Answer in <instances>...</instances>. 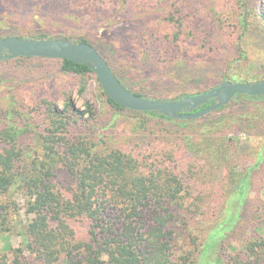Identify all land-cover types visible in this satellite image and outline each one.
I'll return each mask as SVG.
<instances>
[{
    "label": "trees",
    "instance_id": "1",
    "mask_svg": "<svg viewBox=\"0 0 264 264\" xmlns=\"http://www.w3.org/2000/svg\"><path fill=\"white\" fill-rule=\"evenodd\" d=\"M23 2L0 0V39L21 38L15 26L18 21L9 14L21 10ZM52 6L61 8L58 0H53ZM208 11L203 20L190 14L164 19L163 24L176 32L173 37L155 38L144 25L120 34L116 26L122 21L114 19L122 17L124 10H108L101 19L102 31H95L89 39L88 29L74 43L94 47L117 80L144 98L148 97L134 91L139 88V71L132 65L137 56L155 65L167 64L170 77L175 79L214 69L205 89L181 91L166 101L196 96L229 81L234 64L247 57L249 35L259 25L264 29V17L254 0H232L227 15L216 6ZM150 12L141 11V19ZM60 16L56 22L63 32L66 19L64 13ZM37 34L27 39H48L45 31ZM56 38L72 41L69 37ZM186 40L194 46H188ZM129 48L134 50L132 55ZM199 57L215 65L204 70L196 61ZM32 60L56 64L59 74L77 76L82 85L93 77L114 114H132L135 128L145 135L144 141L128 152L102 145L100 134L107 128L95 129L90 105L80 111L66 99L60 110L41 90L21 105L22 87H12L20 81L14 73L18 66L8 74L0 73V234H13L21 240L20 246L11 250V257L0 254V264H201L213 251L221 264H264V223L258 225L253 220L259 215L262 219L264 210H254L252 222L243 221L251 236L236 247L227 244L241 221L251 183L263 179L264 143L247 168L229 157L235 156L229 149L241 144L240 139L214 131L228 117L220 112L234 106L243 112L249 106L256 110L264 106V96L237 95L201 119L173 120L161 113L130 111L115 104L84 65L40 58H17L0 65ZM262 77L260 81L264 74ZM232 82L248 83L237 78ZM243 112L237 121L248 126L253 121L264 122V108L256 114L250 112L252 117ZM169 148L172 151L166 152ZM162 154L171 165L160 161ZM232 162L236 168H243L235 171L228 166ZM223 165L227 177L212 185V177L205 172ZM254 170H259L257 177L251 176ZM201 172L199 185L206 191L196 194ZM213 191L216 196L221 194L219 199L224 198L227 206L207 212L204 205L210 201L206 192ZM213 219L215 224L203 235L201 226Z\"/></svg>",
    "mask_w": 264,
    "mask_h": 264
},
{
    "label": "rangeland",
    "instance_id": "2",
    "mask_svg": "<svg viewBox=\"0 0 264 264\" xmlns=\"http://www.w3.org/2000/svg\"><path fill=\"white\" fill-rule=\"evenodd\" d=\"M22 9L15 10L9 15L12 19L18 21L16 23V28L20 31L21 38H29L31 36H37V33L45 31L49 38H66L69 37L73 42H78L79 37L88 33L90 31L89 39H93V34L100 32L99 29L102 16L106 17L108 10H118L123 9L124 15L119 16L114 19L117 21H122L121 24L117 25V29L120 34H125L128 30H138V26L144 25L148 28V32L156 37H171L172 33L176 32L170 26L166 25L164 19H176L179 15H197L199 20L206 18L208 15V9L216 6L220 10L224 11L227 15V10L230 8L232 0H58L61 4L59 10L54 9L52 6L53 0H21ZM258 7V13L264 17V0H254ZM30 4V6L28 5ZM90 4V5H89ZM88 5V6H87ZM92 5V6H91ZM60 10H62L60 12ZM151 12L146 16L145 19L140 14L141 11ZM180 11V13L178 12ZM106 12V15H103ZM65 15L66 22L64 23L62 29L64 31L60 32L59 24L56 22L59 20L60 15ZM174 13H176L174 15ZM178 13V14H177ZM135 14L137 16H135ZM173 14V15H171ZM155 17V18H154ZM113 19V18H112ZM123 24L125 25L123 27ZM115 28V27H114ZM61 29V30H62ZM122 29V30H121ZM173 37V36H172ZM248 48L247 56L241 59L236 64H234V69L229 73V81L232 79L242 80V82L254 83L262 80V75L264 74V29L263 26H258V29L254 30L248 38ZM188 46L193 47L194 45L186 40ZM130 54L134 52L130 49ZM154 52L156 51L153 49ZM133 56H137L133 54ZM13 61V60H12ZM197 63L203 65L206 70L208 66H211L215 62L211 60H205L204 57L197 58ZM204 61V62H203ZM207 61V62H205ZM204 63L205 64L204 66ZM132 65L139 71L137 83L138 89L134 90L137 93L143 94L148 98H156L162 100L172 99L178 92L194 93L197 91H202L204 87L210 84V80L214 77L212 73L214 69L204 71L201 75L199 73L192 74L193 76L185 75L181 79H175L170 77L168 73L167 64L155 65L151 62L141 61L140 56H137ZM18 66L14 70L15 75H19L20 81L13 84L12 87L15 89L19 88L20 93V104L25 105L29 100L35 96V93L39 90L44 92V95L49 96L53 101L56 102L58 108L61 110L64 107V102L66 99H70L75 107V109L84 111L87 105H90L95 113V129L106 127L107 129L102 132L100 139L102 140V145H108L113 147H118L121 151L128 152L132 150L135 144H141L143 140V135L139 134L138 130L135 128V122L133 115L127 112H118L114 114V110L111 106L107 104L105 98L100 95L98 84L93 77H88L87 84L82 85L80 79L77 76H67L61 75L57 71L58 65L52 64L51 62L32 60L25 62H11L7 64L0 65V73L8 74L12 68ZM212 67V66H211ZM11 84V83H10ZM9 84V85H10ZM81 87H85L81 91ZM205 89V88H204ZM81 91V92H80ZM18 97V95H17ZM6 103V102H4ZM253 106H249L245 112L240 110V106H234L230 110H225L220 112L219 115H228L218 126L214 129L215 133L220 136L238 137L241 144L230 148L229 151H233L235 156L230 157V159L236 160L237 164L244 165L243 167L250 166V159H255L257 151L261 148L264 143V122L261 120L253 121L251 125H246L244 122L237 121L239 119V113H246L247 116L252 117L253 113H257V110H261L264 106H257L254 110ZM250 112L252 114H250ZM245 114H241L244 117ZM214 118V117H211ZM93 124V122H91ZM170 129V127L168 126ZM243 128V129H242ZM104 129V128H103ZM183 131V129H181ZM198 134V133H197ZM200 138V137H199ZM146 139V138H145ZM105 141V143H104ZM236 142V141H235ZM176 148L178 145L175 146ZM166 152H171L172 148L166 149ZM147 156V154H145ZM160 157V161L163 163H170L166 159ZM234 162L230 163L228 166L233 167L236 171L243 167L236 168L233 166ZM214 169V168H213ZM206 171L207 175L212 177L213 182L216 185L220 178L228 175V170L223 165L222 168H216L215 170ZM259 170H254L251 176L259 175L257 174ZM262 180L258 182H252L251 187L248 191V199L243 205V212L241 216V221L234 231L233 235L227 239V244L232 243L233 247H236L237 243L251 236V231L248 226L244 224V220L250 219L252 222L254 216V210L261 209L264 210V170L262 171ZM202 172L198 174V182L195 184L196 194L204 193L205 186L200 187L199 181H202ZM229 189V188H228ZM209 196L207 198L210 202L204 205V210L211 212L213 210H219L218 207L221 205L222 208L227 206L224 203V198L219 199L221 195L219 193L218 198L215 195L217 192H206ZM224 194V193H223ZM215 196V197H214ZM228 199L226 198V201ZM191 203V200L189 201ZM199 205L198 202H195ZM210 215V214H209ZM264 220V216L262 215ZM259 215L255 222L263 224V220ZM201 226V231L203 235L208 233L209 228H211L215 223L214 219L204 222ZM78 234L81 230H77ZM20 238L13 235L2 233L0 234V254H5L11 257V250L18 248L20 246ZM201 264H221L218 261V255L216 251L211 252V254L202 261Z\"/></svg>",
    "mask_w": 264,
    "mask_h": 264
},
{
    "label": "water",
    "instance_id": "3",
    "mask_svg": "<svg viewBox=\"0 0 264 264\" xmlns=\"http://www.w3.org/2000/svg\"><path fill=\"white\" fill-rule=\"evenodd\" d=\"M17 58L67 60L84 65L96 75L102 91L115 104L130 111L161 113L173 120L201 119L219 111L237 95L264 96L263 80L254 83L226 81L205 93L172 101L144 98L132 93L117 80L94 47L59 38L26 39L12 36L0 39V62Z\"/></svg>",
    "mask_w": 264,
    "mask_h": 264
}]
</instances>
